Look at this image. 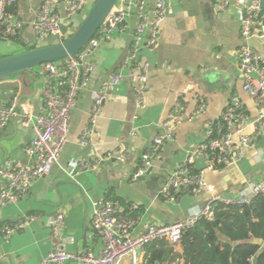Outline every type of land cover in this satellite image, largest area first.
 Returning a JSON list of instances; mask_svg holds the SVG:
<instances>
[{
  "label": "crops",
  "instance_id": "crops-1",
  "mask_svg": "<svg viewBox=\"0 0 264 264\" xmlns=\"http://www.w3.org/2000/svg\"><path fill=\"white\" fill-rule=\"evenodd\" d=\"M43 1L17 0L13 9L24 26L18 41L0 37V53L17 54L63 39L62 33L43 42L38 40L34 21ZM250 1H233L226 11L219 12L215 0H172L161 26L158 50L142 52L151 65L147 107L136 108L129 71L124 70L121 83L105 100L94 125V145L83 146L81 134L90 117L92 93L126 56L137 24L135 15L127 18L124 28L100 43L92 56L94 70L88 88L79 94L77 107L71 114L68 141L58 162L50 174L36 179L28 194L16 204L0 207V264H42L52 249L50 224L59 208L65 213V248L71 252L90 249L97 253L102 241L93 229L92 215L95 204L102 198L116 199L127 206L124 207L129 214L139 215L137 233H141L151 225L183 220L215 196L246 195L264 178V126L258 123L264 114V95L252 98L244 91L245 79L237 61V51L244 44L240 22L245 14L244 4ZM58 2L64 7L65 0ZM153 2L150 0L149 5ZM85 10L76 15V23H81L88 12ZM69 24L64 19L63 26ZM254 41L253 46L264 54V39ZM33 73L34 84L39 83L29 94L22 92L16 78L0 81V89L29 99L38 113L44 106L43 85L39 86L43 80L36 71ZM232 95H239L246 105L250 116L246 132L255 137V146L246 151L239 163L207 172V186L200 195H184L175 203L164 201L160 191L170 173L196 152L210 130H219L221 114ZM198 96L206 99V111L188 121L186 118L195 109ZM178 101L185 104V120L178 125L174 139L165 143L153 167L140 179L133 180V172L142 164V154ZM31 139V127L22 118L13 119L0 133V166L7 160L26 162ZM123 144L129 148L125 161L110 158L88 170H79L76 165L80 158L88 161L104 158ZM196 163L202 164L199 159ZM133 204L139 208L134 210ZM25 215L36 218L27 227L5 237L3 226ZM174 247L183 253L182 243ZM145 255L146 249L141 264ZM124 264H132V258L126 257Z\"/></svg>",
  "mask_w": 264,
  "mask_h": 264
},
{
  "label": "built area",
  "instance_id": "built-area-1",
  "mask_svg": "<svg viewBox=\"0 0 264 264\" xmlns=\"http://www.w3.org/2000/svg\"><path fill=\"white\" fill-rule=\"evenodd\" d=\"M95 0H65L64 7L58 0H44L34 21L35 33L40 42L54 36H62L63 21L73 24L71 31L80 23L75 17ZM117 0L94 38L77 54L56 62H44L34 71L42 78L44 106L37 113L29 99L20 98L0 89V133L15 118H22L31 127L32 139L26 152L28 160H7L0 166V207L16 204L26 196L32 183L52 171L68 141L71 114L77 107L79 94L88 88L94 70L93 53L100 43L124 28L132 14L137 19L134 36L126 56L117 68L92 93L90 117L81 134L83 146L94 145V125L102 111L103 104L111 91L121 83L123 71L128 70L138 110L148 104V79L150 62L142 56L143 50L154 53L158 50L161 26L166 18L172 0ZM219 12L226 11L231 2L239 0H215ZM17 0H0V37L13 39L19 36L24 26L21 17L14 11ZM245 14L240 22V36L244 44L237 51L238 67L245 79L244 91L252 98L264 95V54L250 44L251 40L264 39V0H252L244 4ZM206 99L198 96L195 109L188 114L192 121L206 111ZM186 107L178 101L161 124L149 148L142 154V164L132 174L133 180L146 175L153 167L156 157L166 142L174 139L178 125L185 120ZM250 122L247 108L239 95H232L220 119L219 130H210L207 138L200 143L196 152L188 156L174 169L163 185L160 194L168 203L178 202L184 195H200L207 186L206 174L218 167L239 163L248 149L255 146V137L246 132ZM258 123L264 126V114ZM129 148L123 144L97 161L84 158L77 160L79 170L96 169L103 160L117 158L125 161ZM196 159L201 161L197 165ZM264 193V178L251 191L238 197H213L197 208L185 219L169 224L151 225L146 231L137 233L141 217L131 215L124 205L113 198H102L94 206L92 225L102 241V248L95 253L90 249L68 251L65 248L63 229L65 213L56 210L50 224L49 239L52 249L42 264H124L126 257L132 264H141V255L146 246L166 240L172 245L180 244L186 232L203 217L215 220L213 202L225 205L250 204L259 194ZM137 210L139 206L133 204ZM35 215H25L3 226L5 237L31 224Z\"/></svg>",
  "mask_w": 264,
  "mask_h": 264
},
{
  "label": "trees",
  "instance_id": "trees-1",
  "mask_svg": "<svg viewBox=\"0 0 264 264\" xmlns=\"http://www.w3.org/2000/svg\"><path fill=\"white\" fill-rule=\"evenodd\" d=\"M213 208L217 224L199 219L184 235L183 253L159 240L146 246L144 264H264V193L250 204L215 201Z\"/></svg>",
  "mask_w": 264,
  "mask_h": 264
},
{
  "label": "water",
  "instance_id": "water-1",
  "mask_svg": "<svg viewBox=\"0 0 264 264\" xmlns=\"http://www.w3.org/2000/svg\"><path fill=\"white\" fill-rule=\"evenodd\" d=\"M116 3L117 0H95L75 29L71 31L73 24L62 27L63 41L0 57V81L25 71L34 72L41 63L56 62L77 54L94 38ZM250 44L256 43L251 40ZM38 83L34 84L35 88ZM217 222L213 221L215 225Z\"/></svg>",
  "mask_w": 264,
  "mask_h": 264
},
{
  "label": "rangeland",
  "instance_id": "rangeland-1",
  "mask_svg": "<svg viewBox=\"0 0 264 264\" xmlns=\"http://www.w3.org/2000/svg\"><path fill=\"white\" fill-rule=\"evenodd\" d=\"M94 2V1H93ZM92 3L88 5V8L85 11H89V8L91 7ZM65 37V36H64ZM3 53H0V57H3ZM11 78H16L19 80L20 85H21V90L25 94H29L33 90L34 86V81L36 79V76L33 72L31 71H25L22 73H19L15 75L14 77ZM42 83L39 84L40 87H42Z\"/></svg>",
  "mask_w": 264,
  "mask_h": 264
}]
</instances>
